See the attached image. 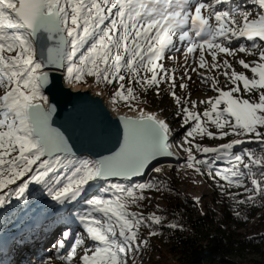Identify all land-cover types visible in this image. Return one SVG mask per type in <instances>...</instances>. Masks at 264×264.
<instances>
[{
  "label": "snow or ice",
  "instance_id": "obj_1",
  "mask_svg": "<svg viewBox=\"0 0 264 264\" xmlns=\"http://www.w3.org/2000/svg\"><path fill=\"white\" fill-rule=\"evenodd\" d=\"M230 2L0 0V209L25 198L31 185H42L51 201L63 206L80 202L87 188L99 184L100 194L82 201L78 220L83 233L71 241L65 233L57 242V256L63 264H129V254L147 243L139 239L141 226L162 222L155 213L145 217L130 210L148 198L146 190H160L156 183L112 182L114 178L131 182L148 171L159 173L160 167H150L153 162L173 155L172 129L140 107L133 84L142 91L155 86L159 94V85L170 83V94L181 106V126H188L178 145L187 153L188 168L200 172L198 165L226 160L228 166L217 167L214 175L211 167L208 171L209 176L225 182L219 185L222 191L243 189L248 195L236 201L241 205L264 196V155L250 149L233 153L244 139L217 147L193 143L196 136L223 140L235 135L264 144V48L257 42H264V0H245L256 6L251 10L239 4L218 10L217 6ZM241 38L250 45L232 46ZM178 45H183L185 64L198 53L191 71L217 93L199 101L208 105L202 113L195 110L197 101H182L176 95L175 75L164 67L165 58L175 59L168 52H181ZM257 52V61H236L252 73L251 78L237 72L229 59H218L220 54L234 58ZM48 67L63 69L68 82L92 77L97 85L114 86L113 103L123 102L136 113L118 117L123 128L115 150L85 157L74 150L69 136L53 127L55 106L44 94L50 82ZM200 69L219 70L227 84L218 86L216 76ZM185 77L192 79L187 68L181 79ZM179 88L185 89L187 84L181 83ZM241 91L249 96L255 92L258 99H245ZM189 103L191 109L186 106ZM195 153L215 154L214 160L197 159ZM229 195L235 199L239 193ZM66 243V254L61 255ZM81 247L83 254L77 256ZM42 264H51V258Z\"/></svg>",
  "mask_w": 264,
  "mask_h": 264
},
{
  "label": "rangeland",
  "instance_id": "obj_2",
  "mask_svg": "<svg viewBox=\"0 0 264 264\" xmlns=\"http://www.w3.org/2000/svg\"><path fill=\"white\" fill-rule=\"evenodd\" d=\"M208 2H211V0H208ZM238 4L243 5L244 8L249 10L256 7L251 4H247L245 0H231L230 3L223 4V7L218 8V10L235 8ZM224 5H226L227 8H224ZM257 42L260 43L262 48H264V42ZM241 43L250 45L251 42H248L241 38V40L239 41L234 40L232 46L236 47ZM178 46L181 47V52H176L175 50L168 52L167 55L173 56L175 57V59L165 58L163 60L164 67L169 71L170 74L174 73L175 75L177 85L175 89L176 95L181 97L182 101L186 99L197 101L198 104L195 110L202 113L204 109L208 107V105L199 103V101H206L209 97L216 96L217 93L211 90L209 84H205L201 81V78L197 74V72L191 71V68L196 66L194 60L198 61V53L195 58L190 56L187 64H185V59L182 54L183 45ZM225 58L229 59L230 63H232L233 65V68L237 72H243L249 78H251L252 73L249 70L244 69L236 61L239 59H244L246 62L257 61L258 52L255 55L240 53L237 54V56L234 58L225 57L224 54H220L218 56V59L220 61ZM206 59L211 61V57L207 56V54ZM186 68L188 69L189 75H191L192 77L191 80H188L186 77L184 79H181L184 76ZM199 71L206 72V70L204 69H200ZM206 75L216 76L219 81L218 86L220 87H224L227 84L226 78L223 75H220L219 70L206 72ZM94 80L95 79L92 77H86L85 82H72L75 85H88L91 83L94 84ZM181 83L187 84V88H179V84ZM133 86L136 87L137 93L140 97V107H142L144 110L156 111L160 113L161 117L168 121L173 131L182 128V119L179 114L181 106H178L175 103L174 98L170 94V83H161L159 85V94H157V88L155 86L149 88L147 91H142L138 85L133 84ZM114 90V86H110L107 96L109 97V94H112ZM0 94H2V90H0ZM241 95H243L245 99L256 100L253 95H244L243 91H241ZM186 106L191 109L190 103ZM186 127L188 126L183 127V130L178 133V140L173 142L175 149L185 159V161L177 167H173L172 169H170V167H160L161 171L157 174L162 176V178H164L167 183L165 185L163 183L158 185L160 189L159 191L146 190L144 194L148 198L140 201L138 206L133 205L130 208L131 211L142 213L145 217H148L155 213L156 215L162 217V222L158 226L156 225V227H154L155 224L150 223L141 226L139 230V239L140 241H147V243L141 244V248L139 251L129 254V264H178L177 259L179 258V255L176 253H170L171 244L167 243V235H164L162 233V230H160L161 225L168 224L165 209L167 208V201L171 199V196L175 195V198L178 194L188 196L194 203V206L185 205V214L189 213L191 210H201L202 207L207 204L214 210H218L220 204L227 205L231 203L229 193H225L219 187V185L221 184L219 178L217 177L214 179L212 176L208 175V171L211 166L215 165V167H223L224 165H228L226 160L216 161L214 164L207 165V168H205L206 170L204 172H196L194 176H190L189 174H187L188 170L190 169L187 167V153L178 146L183 140L186 132ZM208 127L210 131L214 133L217 132V129L214 126L208 125ZM238 138L244 139L246 141L245 143H248L249 140L254 141V138L252 137L245 138L237 137L235 135H229L223 140L211 139L206 136L203 138H201L200 136H196L193 143H200L202 146L207 147H217L222 143H228ZM242 145H244V143L235 146L233 149V153L241 154L244 151ZM195 156L197 159H208L209 161H213L215 154L210 153L205 155L202 153H195ZM198 167H200V165H198ZM167 185H169L170 187H167ZM32 186L33 185H31L30 188ZM88 190H95L97 192V189L89 187L86 189L80 202H77L75 204H65L63 206L51 201L50 197L47 196L45 190L41 193V197L36 201L35 205L37 206L33 207L32 209H30L32 206L29 208L25 207L22 211H20L19 209L16 210V213L12 216V219L5 221L4 225L0 227V244L2 242L8 241L7 243H5V246H0V264H9L13 260L12 252H14L21 245H25L23 246L24 249L28 245L26 239L31 241L34 238L31 233H34L36 237L45 236L46 241L43 245L37 244L36 241L34 244L37 249L36 253L34 255L31 254L29 257H27L26 255H20V261L25 264H42L43 260L51 258V264H63V262L57 256V242L60 239L64 238V234L67 233V231L71 233V237L68 238L69 241H71L74 235L83 233L82 224L78 220L80 210L84 207L82 201L91 198L96 194H100L93 192L87 193ZM108 195H110V193ZM14 202L15 200H13L11 204H13ZM11 204L6 205L3 209L0 210L2 212H4V210L5 212H8V210L11 208ZM56 226L58 228H55ZM250 226L249 228H247V232H250L252 234H254V232L264 233V223L262 225L258 220L254 219L250 222ZM62 228L65 230L61 231L60 229ZM153 231L157 233L154 236L150 235V233ZM242 232H244V230H242ZM4 237L6 238L5 240ZM16 241H21V245H17ZM9 243H12V245L16 243V246L11 252L8 251L7 253H4V251L7 250ZM86 243L91 242L88 241ZM67 249L68 244L66 243L65 249H61L60 254H66ZM32 251H34V249H32ZM82 254L83 247L77 250V256ZM246 259L255 260L258 258L256 256H249Z\"/></svg>",
  "mask_w": 264,
  "mask_h": 264
},
{
  "label": "trees",
  "instance_id": "obj_3",
  "mask_svg": "<svg viewBox=\"0 0 264 264\" xmlns=\"http://www.w3.org/2000/svg\"><path fill=\"white\" fill-rule=\"evenodd\" d=\"M127 82V80L125 81ZM94 84H96L94 80ZM97 85V84H96ZM100 86L106 93L110 86ZM251 95L258 99L257 93ZM112 101V94H109ZM115 104V103H113ZM119 108H127L123 102L115 104ZM158 113V112H157ZM161 115L160 113H158ZM168 122V121H167ZM172 129V128H171ZM183 130L172 129L175 135L174 141L178 140V133ZM242 148L250 149L257 155H264V144L258 142H248L242 145ZM207 165H200L201 171H205ZM224 165L223 167H227ZM173 167H170L172 169ZM217 167L211 166L215 171ZM256 171V169H254ZM202 173V172H201ZM187 174L194 176L196 171L189 169ZM221 181V180H220ZM148 182L164 185L167 183L162 176L156 172L153 173ZM248 187H251L249 181L245 180ZM221 184H225L221 181ZM167 187H170L167 185ZM237 188H227L225 193H239L235 199L231 198V203L227 205H219L218 210H214L208 204L203 206L201 210L190 211L185 214V205L194 206V203L188 196L178 194L175 198L167 201L166 218L167 225H161L160 230L167 235V243L171 244L170 253L179 255L178 264H264V233L252 234L247 232L250 222L254 219L263 225L264 223V196L256 197L255 201L248 202L243 205L236 201L246 199L248 194L244 190H236ZM45 191L42 185H33L29 188L26 197L21 200H15L11 204L8 212L0 210V227L4 222L11 220L16 210L22 211L25 207L32 209L36 201L41 197V193ZM98 193L95 190H88L87 193ZM89 195V194H88ZM239 213V215H237ZM175 224L178 227L172 228L170 225ZM158 226V225H157ZM233 226V227H232ZM156 227V225H154ZM251 227V226H250ZM255 229V228H254ZM244 230V232H242ZM256 256L258 259L246 258Z\"/></svg>",
  "mask_w": 264,
  "mask_h": 264
},
{
  "label": "water",
  "instance_id": "obj_4",
  "mask_svg": "<svg viewBox=\"0 0 264 264\" xmlns=\"http://www.w3.org/2000/svg\"><path fill=\"white\" fill-rule=\"evenodd\" d=\"M45 71L49 73L50 82L44 89V94L48 96L49 103L55 106L52 116L53 127L59 128L69 136L71 138L69 142L75 146L74 150L85 157L107 155L111 150H115L123 128L118 117L136 113L117 107L107 93L96 84L83 86L68 82L63 69L48 67ZM145 112L154 113L158 118L165 120L156 111ZM174 137L175 135L171 134L169 138L173 155L159 157L150 167H177L184 161L173 145ZM153 173L155 172L148 171L143 177H135L131 182L115 178L112 182L126 185L147 183ZM98 187L99 184H94L90 188Z\"/></svg>",
  "mask_w": 264,
  "mask_h": 264
},
{
  "label": "bare ground",
  "instance_id": "obj_5",
  "mask_svg": "<svg viewBox=\"0 0 264 264\" xmlns=\"http://www.w3.org/2000/svg\"><path fill=\"white\" fill-rule=\"evenodd\" d=\"M237 3V2H236ZM239 3V2H238ZM223 7V5H220V6H217V8H222ZM233 7V6H232ZM224 8H227V6L226 5H224ZM83 86H86V85H83ZM165 165V164H164ZM161 167H163V166H161ZM44 219V218H43ZM61 220V219H60ZM63 220V219H62ZM44 225V224H43ZM38 227V226H37ZM55 228H58L57 226L55 227ZM61 231H63V230H65V229H60ZM27 232V231H26ZM35 232H36V230H35ZM67 234H68V236L71 234L69 231H67ZM31 235L32 236H34V238L30 241V240H27L26 239V241L28 242L27 244V246L23 249V246H25V245H21L20 243H21V241H16L17 242V245L18 244H20L21 246L20 247H18L14 252H12L13 253V260L9 263V264H25V263H23L22 261H20L19 260V257H20V255H26L27 257H29L31 254H35L36 253V251H37V249H36V247H35V242L37 241V244H41V245H43L44 243H45V241H46V237L45 236H39V237H36V235L34 234V233H31ZM6 238L4 237V240H5ZM16 239V238H15ZM8 242V241H7ZM7 242H2L1 244H0V246L2 247L3 245L5 246V243H7ZM23 243V242H22ZM15 246H16V243L14 244V245H12V243H9V246H8V248H7V250H5L4 251V253H7L8 251H12L14 248H15ZM37 246V245H36ZM32 249H34V251H32ZM1 251V250H0ZM2 254V253H1ZM38 254V253H37ZM12 255V254H11ZM19 260V261H18Z\"/></svg>",
  "mask_w": 264,
  "mask_h": 264
}]
</instances>
